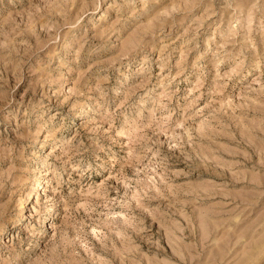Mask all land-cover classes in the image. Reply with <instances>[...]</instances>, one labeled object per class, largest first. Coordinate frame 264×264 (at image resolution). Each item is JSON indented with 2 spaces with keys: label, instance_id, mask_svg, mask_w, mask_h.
<instances>
[{
  "label": "clouds",
  "instance_id": "9594fccd",
  "mask_svg": "<svg viewBox=\"0 0 264 264\" xmlns=\"http://www.w3.org/2000/svg\"><path fill=\"white\" fill-rule=\"evenodd\" d=\"M0 264H264V0H0Z\"/></svg>",
  "mask_w": 264,
  "mask_h": 264
}]
</instances>
